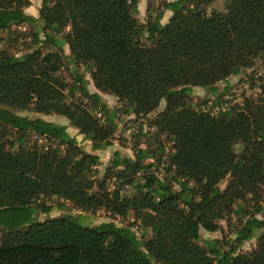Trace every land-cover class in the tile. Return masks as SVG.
<instances>
[{
	"label": "trees",
	"instance_id": "1",
	"mask_svg": "<svg viewBox=\"0 0 264 264\" xmlns=\"http://www.w3.org/2000/svg\"><path fill=\"white\" fill-rule=\"evenodd\" d=\"M213 1L166 2L140 23L138 0H41L37 19L24 13L29 0H0V47L24 25L33 45L21 56L0 48V264H264V97L242 107L222 102L230 77L264 62V0H224L225 13L208 15ZM43 46L56 51L43 54ZM62 60L84 65L96 92L76 70L67 89L55 76ZM192 88L214 97L215 114L185 104ZM76 92L90 106L68 102ZM99 93L125 102V115L135 117L165 101L151 123L158 148L136 145L133 158L115 151L101 181L97 152L113 145L117 123ZM30 112L66 118L91 152L66 126L22 116ZM162 135L172 144L166 161ZM149 157L170 179L151 171ZM48 198L84 213L132 216L141 235L132 225H81L69 215L38 221L53 209ZM232 214L241 226L228 251L219 239H201V229L218 232ZM253 239L254 250L237 252Z\"/></svg>",
	"mask_w": 264,
	"mask_h": 264
},
{
	"label": "rangeland",
	"instance_id": "2",
	"mask_svg": "<svg viewBox=\"0 0 264 264\" xmlns=\"http://www.w3.org/2000/svg\"><path fill=\"white\" fill-rule=\"evenodd\" d=\"M175 1V0H138V16L137 19L140 23H145L147 18L152 16V18L157 14L163 12V6L166 2ZM36 7V4L34 5ZM39 2L37 3V7ZM39 10V8H38ZM212 12L223 14L226 12V3L224 0H214L207 8L206 13L209 15ZM170 17L169 12H164L161 23L164 24L167 22ZM151 18V17H150ZM19 35L17 36L14 43H5L2 44L0 48L5 49L8 54L21 56L27 52L32 51V38L30 33L32 32L28 25H24L20 27L18 30ZM69 29L65 30L66 34ZM42 53L45 54L48 51H56L54 48H48L46 46L42 47ZM64 54L69 55L68 47L65 45L63 47ZM84 76L83 87L89 92H96L95 87L93 86L90 75L86 72L84 65H72L67 63L65 60H62L61 67L58 72L55 74L61 81H63L67 89L74 85L75 75L74 71ZM226 84L229 85L228 92L223 96L222 102L224 104L223 108L231 107L233 105L243 106L246 100L253 103H258L261 98L264 97V62L258 60L255 62L254 66L251 69H247L242 75L236 77H230ZM225 83L217 84L220 90L226 86ZM66 93V92H65ZM103 102L111 109L116 112V123L117 130L114 134L113 145L107 148L104 151L97 152L99 156V166L95 169V178L99 181L103 180L105 176L106 168L108 167L109 160L112 154L115 151H119L121 154L126 155L130 158L134 157L133 147L138 146L141 149H145L146 147H150L151 150H155L158 148V141L156 137H153L152 134L154 129L151 127L152 120L156 118V116L161 113L165 108V101L162 100L156 110L151 112L150 114L142 117H135L134 115H125L124 110H126L125 102H120L116 97L109 94H101L100 95ZM214 97L209 95V92L201 89V88H192L191 95L186 99L185 104L192 109H201L205 111H211L213 114L217 112V109H209L211 106V102ZM68 102L76 101L82 102L83 104H87L90 106V101L86 100L82 97L81 94L76 92L74 95L67 96ZM22 116H27L29 118H41L43 120L55 123V124H66L67 132L69 135L76 138L79 147L86 151L91 152V143L84 139L82 135L77 134V129L71 126L69 121L61 116L57 115H42L37 113H22ZM139 128L143 129V134L145 137H141L139 134ZM159 140L165 148L164 156L162 157L163 161H166V155L171 152L172 144L165 138L164 135L160 136ZM235 149L238 153H240L243 149L241 144H237ZM153 163L155 165L151 171H155L159 178H167L170 179L171 175H166L163 171V164L158 166L157 158L156 160L152 157H149L145 164ZM114 180L107 181V185L110 190L114 188ZM227 181L223 182L220 185V188L223 189ZM176 188V186H175ZM132 190L124 188L123 194L131 195ZM261 201H264V195L261 196ZM61 203L63 207L58 209L56 205ZM45 204L51 205L52 210L49 214L37 213L35 215V219L38 221H44L46 219L62 217L65 215L79 217L81 225H98L101 223L113 222L116 226H131L132 229L137 232V235L140 237L141 231L136 229L135 223L132 219V216H128L126 219L121 218H110L107 213L103 210L96 212L95 214L84 213L80 209L74 208L72 204L69 202H65L56 199V198H48L45 200ZM238 205H235V208ZM258 218H262L260 215ZM220 230L215 233H207L204 230H200V237L203 241L219 239L221 240V250L226 252L230 249V245L228 243L235 238L234 232L237 228H240V216H235L234 214L227 217L225 220H220L219 222ZM151 237V233L148 231V234L144 236L143 239H149ZM256 239L251 240L250 242L244 244L242 247L238 248V253H248L255 249L256 247Z\"/></svg>",
	"mask_w": 264,
	"mask_h": 264
},
{
	"label": "crops",
	"instance_id": "3",
	"mask_svg": "<svg viewBox=\"0 0 264 264\" xmlns=\"http://www.w3.org/2000/svg\"><path fill=\"white\" fill-rule=\"evenodd\" d=\"M29 1H30V6L24 10V13L28 16H32L37 19L38 18V8H40V6L37 7V3L39 2V5H40L41 0H29ZM35 4H36V7L34 6ZM99 95L101 94L99 93ZM60 125L66 126V124H60Z\"/></svg>",
	"mask_w": 264,
	"mask_h": 264
},
{
	"label": "built area",
	"instance_id": "4",
	"mask_svg": "<svg viewBox=\"0 0 264 264\" xmlns=\"http://www.w3.org/2000/svg\"><path fill=\"white\" fill-rule=\"evenodd\" d=\"M34 139H36V137H34ZM39 143H41V140H38Z\"/></svg>",
	"mask_w": 264,
	"mask_h": 264
}]
</instances>
